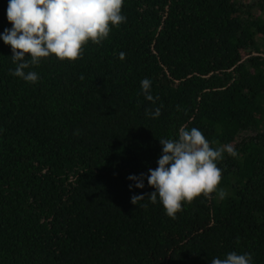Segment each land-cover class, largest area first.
Returning <instances> with one entry per match:
<instances>
[{
  "label": "trees",
  "instance_id": "obj_1",
  "mask_svg": "<svg viewBox=\"0 0 264 264\" xmlns=\"http://www.w3.org/2000/svg\"><path fill=\"white\" fill-rule=\"evenodd\" d=\"M121 11L78 59L26 69L36 83L11 74L0 40V264H211L232 251L264 264V0H124ZM181 126L237 155L217 161L224 199L201 194L172 219L159 200L133 205L154 188L127 178L155 169L159 139Z\"/></svg>",
  "mask_w": 264,
  "mask_h": 264
},
{
  "label": "clouds",
  "instance_id": "obj_2",
  "mask_svg": "<svg viewBox=\"0 0 264 264\" xmlns=\"http://www.w3.org/2000/svg\"><path fill=\"white\" fill-rule=\"evenodd\" d=\"M123 3L124 0H8L6 18L12 26L0 33V40L11 46V58L16 64L11 74L36 83L38 73L25 70L39 65L41 58L78 59L86 43L99 45L108 38L112 27L126 21L121 11ZM120 59H124V53H120ZM151 83L147 78L141 80V92L154 103ZM149 115L158 118L160 108ZM159 141L162 152L157 167L149 168L147 174L127 178L134 182L129 185L130 190L143 189L145 179L154 188L147 196L132 195L133 205L145 197L152 204L159 200L165 214L175 219L183 204L201 194L208 196L215 192L219 199L226 197L224 189L218 188L222 170L217 161L225 152L233 157L237 155L231 145L213 148L199 129L185 126L179 128L176 139ZM211 264H253V257L247 252L232 251L224 258L214 257Z\"/></svg>",
  "mask_w": 264,
  "mask_h": 264
}]
</instances>
